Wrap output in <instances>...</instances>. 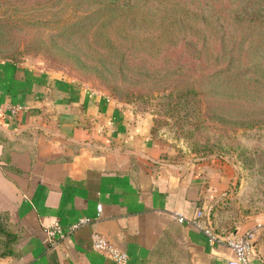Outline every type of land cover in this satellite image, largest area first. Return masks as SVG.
I'll use <instances>...</instances> for the list:
<instances>
[{
	"label": "crops",
	"instance_id": "crops-1",
	"mask_svg": "<svg viewBox=\"0 0 264 264\" xmlns=\"http://www.w3.org/2000/svg\"><path fill=\"white\" fill-rule=\"evenodd\" d=\"M13 104L22 108L13 113ZM175 152L130 103L0 57V210L22 229L17 254L0 256V264H119L93 246L94 231L128 251L126 264H156L154 248L167 235L191 264H229L235 251L225 239L211 241L195 219L231 193L236 171L216 156ZM83 215L92 220L50 245L49 223ZM250 215L233 230L258 227L249 264H264V211Z\"/></svg>",
	"mask_w": 264,
	"mask_h": 264
},
{
	"label": "rangeland",
	"instance_id": "rangeland-1",
	"mask_svg": "<svg viewBox=\"0 0 264 264\" xmlns=\"http://www.w3.org/2000/svg\"><path fill=\"white\" fill-rule=\"evenodd\" d=\"M122 1L0 0V57L130 103L178 154L232 164L229 215L264 211V52L247 63L241 46L264 23L236 17L264 18V0Z\"/></svg>",
	"mask_w": 264,
	"mask_h": 264
},
{
	"label": "trees",
	"instance_id": "trees-1",
	"mask_svg": "<svg viewBox=\"0 0 264 264\" xmlns=\"http://www.w3.org/2000/svg\"><path fill=\"white\" fill-rule=\"evenodd\" d=\"M119 1L120 0H108V5H111V2H115L117 4L119 3ZM136 2L137 0L122 1L123 5H128V7H132L133 4L136 5ZM261 16L262 15L260 14L259 17H250L249 20H247L248 17L246 16L236 17H238V21H241V23L251 22V25L253 27H257L264 23V18ZM255 18H258L259 21ZM223 46L224 49L227 48L225 43ZM241 46L248 54H245L247 56L244 57L245 61L247 63L252 62V57H250L249 52H259L260 56H262L264 52V39H258V41H256L255 39L250 40L247 45L241 42ZM262 62L263 60L260 59L259 62L256 63V66L262 67ZM191 92V88L187 90V93ZM224 206L225 205L223 204V202H221L218 208L216 207V209L212 213L213 225L215 229L222 234H226L232 231L235 226L234 221L236 220L235 215L233 213L229 215V210L225 209ZM0 212L6 216V218L4 219L0 218V220H3V222L0 221V223H2L0 224V231H4L6 234L5 241H3V247H0V256H14L17 254V246L22 235V229L10 215H8L3 210H0ZM153 254L156 264H191L187 250L182 247L181 243L178 241V238L172 235L163 237L156 244Z\"/></svg>",
	"mask_w": 264,
	"mask_h": 264
},
{
	"label": "built area",
	"instance_id": "built-area-1",
	"mask_svg": "<svg viewBox=\"0 0 264 264\" xmlns=\"http://www.w3.org/2000/svg\"><path fill=\"white\" fill-rule=\"evenodd\" d=\"M20 108H22L21 104L8 106V109L13 113H16ZM98 210L100 213V210H102V203L98 204ZM174 216L180 222L188 220L187 216L180 211H175ZM197 216L198 218H196L195 221L202 227L203 231L208 235L211 241H221L222 239H225L228 245L235 251V256L229 260V264H249V256L253 251L254 237L258 231V227L230 236L231 231L226 234H222L215 230L210 225V222L206 224H202L200 222V217H206L209 221L207 211L199 209ZM91 220L92 217L87 215L80 216L77 220L68 225L62 223L60 219L53 220L46 227L50 245L55 246L59 241L65 239L78 227L90 222ZM92 243L96 249L113 258L119 264H126L129 261L128 251L100 231L93 232Z\"/></svg>",
	"mask_w": 264,
	"mask_h": 264
},
{
	"label": "water",
	"instance_id": "water-1",
	"mask_svg": "<svg viewBox=\"0 0 264 264\" xmlns=\"http://www.w3.org/2000/svg\"><path fill=\"white\" fill-rule=\"evenodd\" d=\"M212 208H213V206H211L210 209L208 210V218H209L210 225L215 229V227L213 225V221H212ZM251 216H253V215H249L247 218H250ZM238 231H239V228H236L235 230H232L231 233H230V236H232L234 234H237ZM220 235L223 236L222 234H220ZM253 245H254V243H253Z\"/></svg>",
	"mask_w": 264,
	"mask_h": 264
}]
</instances>
